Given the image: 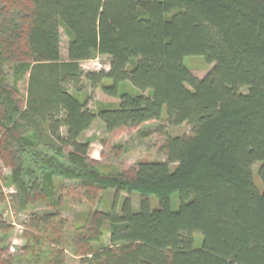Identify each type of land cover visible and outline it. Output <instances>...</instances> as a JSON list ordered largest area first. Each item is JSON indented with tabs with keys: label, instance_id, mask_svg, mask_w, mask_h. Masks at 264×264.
Wrapping results in <instances>:
<instances>
[{
	"label": "trees",
	"instance_id": "1",
	"mask_svg": "<svg viewBox=\"0 0 264 264\" xmlns=\"http://www.w3.org/2000/svg\"><path fill=\"white\" fill-rule=\"evenodd\" d=\"M17 2L0 0V158L8 154L9 183L23 204H57L66 182L114 188L110 206L72 232L57 211L33 216L21 250L35 264H66V247L84 264H264V0ZM98 55L109 57L107 70L81 69ZM184 56L212 67L197 77ZM83 79L118 104L90 110L77 96ZM163 114L190 134L167 136L164 159L138 161L130 177L104 174L79 139L96 117L110 132ZM9 226L0 218V231Z\"/></svg>",
	"mask_w": 264,
	"mask_h": 264
},
{
	"label": "rangeland",
	"instance_id": "2",
	"mask_svg": "<svg viewBox=\"0 0 264 264\" xmlns=\"http://www.w3.org/2000/svg\"><path fill=\"white\" fill-rule=\"evenodd\" d=\"M13 1V0H10ZM25 0H18L20 7ZM60 57L67 59L68 38L62 28H60ZM184 64L197 77H203L212 67L211 63L204 60L202 56H184ZM79 65L83 71L107 70L109 67V57L107 55H98L95 58L82 60ZM81 91L77 96L81 100H87V107L97 112L102 107L115 106L118 104L117 97L109 96L102 92L100 87H92L90 83L83 79L81 81ZM18 95L24 99L27 88V76L17 80ZM165 112V110H164ZM190 126L183 122L180 125H170L165 115L159 120H149L131 127H119L112 131H107L103 122L96 117L90 127L80 136L81 141L89 140L87 156L90 161L100 166L101 171L109 174L115 172L122 173L123 177L132 176V171L136 163L140 160H162L163 144L167 136L188 135ZM64 132V129H62ZM8 154L2 153V157L8 158ZM3 158V159H4ZM0 158V218L10 226L8 230L0 231V264H35L34 257L21 250L26 243V227L30 226V220L35 215L48 211H57L59 216L64 219L66 230H75V226H82L85 223L86 216L95 207L106 209L110 206L114 188L108 187L105 191L99 188H89L80 186L76 182H66V184L57 187L55 199L57 204H50L48 201H35L23 204L20 192L14 183L10 181V163L6 164ZM258 163L253 165V178L255 184L261 186L257 175ZM91 191L90 201L85 200L87 192ZM126 192H121L125 196ZM102 196V202L98 200ZM138 196L133 195L132 203L134 207L138 206ZM85 200V201H84ZM153 203L156 198L152 196ZM173 208L177 207V195L174 193L171 197ZM79 229V231H81ZM91 230L90 228L87 231ZM68 239L71 241L73 233L68 232ZM78 231V232H79ZM194 239L197 244L201 240V234L194 233ZM107 243L108 238L105 233L100 240ZM47 260L46 257L43 258ZM66 264H84L78 255H75L71 247H66Z\"/></svg>",
	"mask_w": 264,
	"mask_h": 264
}]
</instances>
